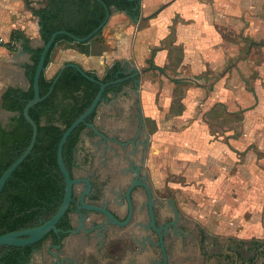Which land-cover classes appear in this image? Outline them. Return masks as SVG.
Here are the masks:
<instances>
[{
    "label": "rangeland",
    "instance_id": "1",
    "mask_svg": "<svg viewBox=\"0 0 264 264\" xmlns=\"http://www.w3.org/2000/svg\"><path fill=\"white\" fill-rule=\"evenodd\" d=\"M194 2L187 64L180 65L182 52L172 48L165 65L168 78L149 70L146 61L141 67L148 70L140 75V101L155 131L147 159L149 182L162 219L176 215L190 232L203 229L218 252L237 246L245 253L252 240L255 246L264 241V0ZM131 23L135 21L128 19ZM101 46L106 47L100 42ZM105 57L91 71L100 77L114 65ZM130 59L129 67L138 70L135 53ZM177 77L191 84L175 85L172 79ZM124 98V103L133 99ZM10 122L9 116L0 119L4 127ZM209 146L220 150L206 152ZM213 154L219 159L202 157ZM92 219L103 220L89 213L87 229ZM79 232L67 239L70 249H76V262L112 264L106 249L100 250L111 246V240L93 234L83 241L86 232ZM167 242L172 245V237ZM201 247L196 239L178 247L175 243L172 258L184 255L175 264H197L186 252ZM64 254L45 246L35 252L33 264H60ZM262 258L255 264H264ZM125 259L118 264H127Z\"/></svg>",
    "mask_w": 264,
    "mask_h": 264
},
{
    "label": "flooded vegetation",
    "instance_id": "2",
    "mask_svg": "<svg viewBox=\"0 0 264 264\" xmlns=\"http://www.w3.org/2000/svg\"><path fill=\"white\" fill-rule=\"evenodd\" d=\"M123 66L124 73L129 76L109 81L118 87L105 95L103 93L97 109L92 113V119L84 122L76 145L73 172L74 177L81 181L75 186V197L69 208L72 229L76 232L60 229L58 241L50 232L42 247L47 246L51 252L54 249L65 252L60 257V264H79L75 260L76 249H70L67 239L84 229L86 233L82 234L83 241H89L94 234L113 242L111 246L100 248L102 251L106 249L112 264H118L122 258H126L127 264H175L184 255L172 258L174 253L171 246L174 247L175 243L177 247L182 246L189 239H196L202 246L201 250L186 252L187 256H193L192 260H196L197 264H255L259 257L264 258V241L255 246L252 240L246 248V254L237 246L218 252L209 244L208 234L203 229L199 228L197 233L195 230L190 232L187 226L177 222L179 218L176 215L162 219L147 168L155 131L143 113L138 90L140 81H136L147 70L142 72V69H138L140 73L134 75L137 69ZM154 69L161 71L157 67ZM126 79L130 80L124 83ZM129 84L131 86L128 88ZM129 95L133 101L124 103V97ZM84 179L90 181L89 190ZM85 191L86 203L104 207L119 221L126 223L119 225L103 212L85 208L81 201ZM89 213L101 216L103 220L92 219L87 229L84 221ZM168 237H172V245L167 242ZM97 241L103 243L104 240ZM36 251L27 264H33ZM214 256L216 258L213 259Z\"/></svg>",
    "mask_w": 264,
    "mask_h": 264
},
{
    "label": "trees",
    "instance_id": "3",
    "mask_svg": "<svg viewBox=\"0 0 264 264\" xmlns=\"http://www.w3.org/2000/svg\"><path fill=\"white\" fill-rule=\"evenodd\" d=\"M42 1L43 6H29V8L39 19L40 34L45 42L53 33L60 30H66L81 38L88 36L106 19L107 10L103 2L110 8L129 13L133 18L142 17V0ZM103 29L91 40L101 41L99 35L103 33ZM20 37L21 33L15 31L11 39L20 40ZM90 41L76 42L66 34H59L46 57L45 66L50 63L52 51L57 43L66 42L71 47L90 54ZM42 49L28 48V51L32 52L33 60L27 72L30 87L27 90L9 87L2 96V108L15 114L11 117L8 126L4 127L0 124V178L26 150L31 141L33 127L25 118L23 111L26 104L34 98V74ZM123 70L124 66L121 62H116L107 69L103 77L91 71L88 73L97 80L109 82L129 76ZM54 79L55 77L49 79L45 71L40 76L39 89L42 100L29 110L30 116L38 126L37 140L31 153L13 172L0 193V234L32 228L48 221L56 214L63 202L66 182L58 163V144L65 129L91 106L101 85L72 66L64 69L52 91L49 92ZM129 80H124V83ZM173 81L181 85L191 84L190 80L174 79ZM114 87L118 85L108 86L104 95ZM92 117L93 114L86 120H91ZM84 126L85 123L80 124L69 135L64 145L63 157L72 177H74L75 149ZM70 210L58 222L59 229L73 228ZM50 234L58 241L57 233L51 231ZM45 238L26 246H0V264L29 263L32 253L41 249Z\"/></svg>",
    "mask_w": 264,
    "mask_h": 264
},
{
    "label": "crops",
    "instance_id": "4",
    "mask_svg": "<svg viewBox=\"0 0 264 264\" xmlns=\"http://www.w3.org/2000/svg\"><path fill=\"white\" fill-rule=\"evenodd\" d=\"M43 5L42 0H0V37L4 39V42H0V119L15 114L2 108V96L6 90L9 87L27 90L31 85L27 72L33 60L32 52L28 51V48H42L44 40L40 34L39 19L29 6ZM195 8L194 0H142V17L137 23L131 24H127L128 19L134 20L129 13L113 9L103 33L99 35L101 41L93 39L89 42L90 54L71 47L66 42H59L52 51L45 74L49 79L55 77L60 68L68 62H76L85 70L93 71L94 67L103 62L104 56L112 65L116 62L132 65L130 56L133 53L136 55L139 70H143V61L147 62V53L150 52L152 61L148 62L149 69H153L150 68L151 65L155 66L161 69L160 73L165 76L168 71L165 65L170 63V49L182 52L180 65L188 62L187 55L190 44L193 43V38L188 36L191 28L188 20L192 18L191 14ZM143 23L146 24L142 25ZM15 31L21 33L20 40L11 39ZM166 40H169L170 47L166 45ZM100 42L106 47H100ZM139 51H143V54ZM96 53H99V56H96ZM165 77L168 78V74ZM174 79L188 80L185 77H177L172 81ZM174 84L176 85L175 82ZM181 101L185 104V95L181 97ZM213 148L209 146L206 152H212ZM215 149L220 150L219 147ZM218 151L213 150L217 153ZM194 156L199 158L196 153ZM202 157L219 159L216 154Z\"/></svg>",
    "mask_w": 264,
    "mask_h": 264
},
{
    "label": "water",
    "instance_id": "5",
    "mask_svg": "<svg viewBox=\"0 0 264 264\" xmlns=\"http://www.w3.org/2000/svg\"><path fill=\"white\" fill-rule=\"evenodd\" d=\"M103 4L107 10L106 19L97 29H95L88 36L81 38V37H77L76 35L68 32L66 30H60V31L53 33L47 42L44 41V44L42 46L43 49L40 53V58H39V61H38V64H37V67L35 70V74H34V84H33L34 98L31 99L26 104V106L24 107V111H23L25 118L33 127V134L31 137V141H30L28 147L26 148V150L2 174V176L0 178V193H1L2 189L4 188L6 182L12 176L13 172L17 169L18 166H20V164L31 153V151L33 150L34 145L36 143L37 136H38V126H37V123L30 116L29 110L31 107H33L39 101L42 100V97L40 95V89H39V80H40V76H41L42 72H44L46 70V67H47V66H45L46 57H47L49 51L51 50V48H52V46L56 40V37L59 34H66V35L72 37L74 39V41H76V42H88V41H90L92 38H94L99 33V31L101 29L104 28V26L107 24V22L110 19L111 11L114 9L113 7L112 8L108 7L104 2H103ZM133 19L135 20V22L139 21V18H137V17H135ZM147 62H150V59H148ZM69 66L75 67L87 78H89L93 81H98L101 85V88H100L98 95L96 96L93 103L91 104V106L82 115H80L69 127L66 128L64 126V128H66V129H65V131H64V133L60 139V142L58 144V163H59L60 169H61V171L65 177V182H66L65 195L63 198V202H62L60 208L58 209V211L56 212V214L51 219H49L48 221H46V222H44L38 226L32 227V228L21 229V230H17V231H10V232L0 234V246H2V245L26 246V245L33 244L35 242H38V241L44 239L51 231L58 233L60 231V229L57 227V224L61 220V218L66 214V212L68 211V209L70 208V206L72 204V201L74 200L75 186L81 180L76 179L75 177H72L70 171L68 170V168L65 164L64 157H63L64 145H65L69 135L80 124L84 123L86 121V119L97 109L106 87L108 85L112 84L113 82L105 83V82H102L100 80H97L92 75H90L88 73V71L85 70L80 64H78L76 62H68V63L64 64L60 68V70L58 71L57 75L55 76L53 85H52L49 92L52 91L55 82L58 80V78L60 77V75L62 74L64 69L66 67H69ZM150 68L154 69L155 67L151 66ZM145 70H148V69H143L142 72H144ZM139 73H140V71L137 70L134 75H138ZM136 81H140V79L136 78ZM83 181H85L88 184L87 190H89L91 187L90 181L88 179H84ZM85 193H86V191L81 196V201H82V204L85 208L99 210V211L103 212L104 214H106L109 218H111L115 223H117L119 225H123L126 223V222L119 221L116 218V216L114 214H112L109 210H107L106 208L86 203L85 202ZM70 231L76 232V230H73V229Z\"/></svg>",
    "mask_w": 264,
    "mask_h": 264
},
{
    "label": "built area",
    "instance_id": "6",
    "mask_svg": "<svg viewBox=\"0 0 264 264\" xmlns=\"http://www.w3.org/2000/svg\"><path fill=\"white\" fill-rule=\"evenodd\" d=\"M0 42H4V39L2 37H0Z\"/></svg>",
    "mask_w": 264,
    "mask_h": 264
}]
</instances>
